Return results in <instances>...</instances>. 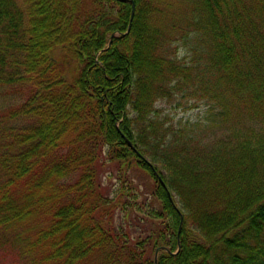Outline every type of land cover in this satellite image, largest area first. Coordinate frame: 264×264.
Wrapping results in <instances>:
<instances>
[{
  "label": "trees",
  "instance_id": "obj_1",
  "mask_svg": "<svg viewBox=\"0 0 264 264\" xmlns=\"http://www.w3.org/2000/svg\"><path fill=\"white\" fill-rule=\"evenodd\" d=\"M187 1L196 62L169 53L161 0H0L1 247L14 236L32 264H264V0ZM187 85L202 115L168 124L156 104ZM123 167L159 206L141 242L114 227L131 188L110 199L102 182Z\"/></svg>",
  "mask_w": 264,
  "mask_h": 264
},
{
  "label": "rangeland",
  "instance_id": "obj_2",
  "mask_svg": "<svg viewBox=\"0 0 264 264\" xmlns=\"http://www.w3.org/2000/svg\"><path fill=\"white\" fill-rule=\"evenodd\" d=\"M249 3L250 0H244L245 7L251 9ZM190 6L191 4L187 0H161V10L157 18L165 32V40L170 44L168 48L169 53L176 55L177 60L196 62L198 55L196 54L197 49L194 42H183L177 33L179 27L185 26L184 21L188 17ZM253 10L256 11L254 8ZM255 15L256 13H252L253 21H257ZM172 36L176 37V39L174 40ZM187 88L188 85L183 86L181 88L183 91H179L170 99L156 104V110H159L160 118H164L168 124L176 125L180 121L183 123L185 121H195L199 115H202L200 112L204 109V101L199 99V94L194 93L192 88L189 91H187ZM2 101H5V98L3 95H0V103ZM123 170H125L123 174L127 175V180H121L120 171L113 169L114 172L110 170L106 174L102 173V177H104L102 182L105 186L108 183H112L109 190L110 199L114 198L120 188V184L124 185L123 182H125L123 188L126 193L129 195L132 191L131 197L127 200L128 202H126V197L121 199V201L129 203V205L127 204V208L124 209L125 211L122 208L115 211L113 216L114 227L117 229L120 226L124 232L127 229L131 235V240H139L141 242L147 234L160 226L162 219H155L150 215L152 210L158 211L159 206L150 196L151 188L149 183L141 178V176L130 171L128 172L124 167ZM106 179H110L111 181L108 182ZM129 187L131 191H129ZM134 187H138L137 191ZM13 237H8V245L0 246V264H32L31 258L19 253L18 248L12 244L15 240ZM142 247L143 245H138L137 249ZM155 250H157V254L158 249ZM149 259H153L152 253L149 254Z\"/></svg>",
  "mask_w": 264,
  "mask_h": 264
},
{
  "label": "water",
  "instance_id": "obj_3",
  "mask_svg": "<svg viewBox=\"0 0 264 264\" xmlns=\"http://www.w3.org/2000/svg\"><path fill=\"white\" fill-rule=\"evenodd\" d=\"M122 2H126L127 0H121ZM133 12H134V4L131 2V18L130 20H132L133 17ZM130 146H132L131 143H129Z\"/></svg>",
  "mask_w": 264,
  "mask_h": 264
}]
</instances>
